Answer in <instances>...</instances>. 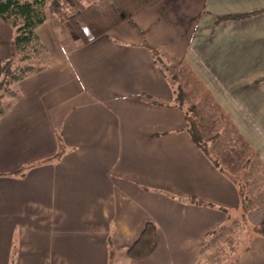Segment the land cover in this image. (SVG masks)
<instances>
[{"label":"crops","instance_id":"0c3cea01","mask_svg":"<svg viewBox=\"0 0 264 264\" xmlns=\"http://www.w3.org/2000/svg\"><path fill=\"white\" fill-rule=\"evenodd\" d=\"M46 3L48 63L0 115V264H264V199L244 208L150 49L183 64L264 171V0H162L88 43L60 14L74 0ZM13 35L0 16V79ZM237 218L255 229L247 247L214 253ZM148 223L156 248L133 259Z\"/></svg>","mask_w":264,"mask_h":264},{"label":"trees","instance_id":"16d2710c","mask_svg":"<svg viewBox=\"0 0 264 264\" xmlns=\"http://www.w3.org/2000/svg\"><path fill=\"white\" fill-rule=\"evenodd\" d=\"M160 1L162 0H94L88 7L70 15L68 20L82 41L88 43L102 36L120 22L132 19L138 13ZM0 16L14 29L11 41V56L2 62L1 67V115L6 111V105H4L6 96L14 94L13 83L22 80L29 74L44 69V66L22 65L20 62L18 64L17 59L21 55L20 61H27L30 59L31 51H44V47L36 34V28L48 18L47 3L46 0H0ZM150 49L154 54L156 62L167 73L162 52L153 47H150ZM169 79L171 80L170 77ZM182 95V91L180 90L177 99L178 103L182 107H185V103L181 99ZM189 130L194 141L209 154L206 145L202 142L201 136L197 135L192 127ZM61 155L62 151H59L54 158H59ZM215 163L217 164L216 160ZM244 208L247 207L244 206ZM260 231L264 235V226L260 227ZM156 245V226L153 223H148L138 241L128 249V255L133 259H143L154 251Z\"/></svg>","mask_w":264,"mask_h":264},{"label":"rangeland","instance_id":"374dc122","mask_svg":"<svg viewBox=\"0 0 264 264\" xmlns=\"http://www.w3.org/2000/svg\"><path fill=\"white\" fill-rule=\"evenodd\" d=\"M74 2L78 4L74 8V12L70 13L64 10L60 13L66 19L70 15L88 7L94 0H74ZM20 58L21 55H19L17 63L19 64L20 62L22 65L32 64L35 67H41L48 63V56L39 51H31L30 59L27 61L21 62ZM166 67L176 93L179 95L180 90L182 91L183 95L181 99L185 103V108L190 115V127H192L197 135L201 136L206 149L214 155L217 162L224 169L233 173L245 197L244 206L248 208L260 203L264 199V171H262L261 166L253 157L249 148L234 129L228 125L229 123L222 119V117L220 118V113L212 107V104L204 102L201 96H192L186 90L184 78L186 69L181 62L167 63ZM4 105H7L6 101ZM218 138H222V142L212 148L209 140H219ZM254 230L246 223V219L244 218L230 220L218 232L220 237H217L211 243V246L215 249L214 253L222 255L223 251L228 253L230 248L234 251L246 248Z\"/></svg>","mask_w":264,"mask_h":264}]
</instances>
